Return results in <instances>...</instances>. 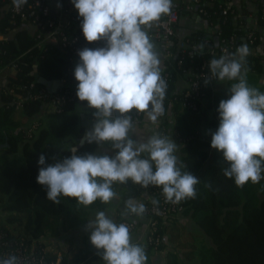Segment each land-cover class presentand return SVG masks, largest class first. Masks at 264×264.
<instances>
[{
    "label": "trees",
    "instance_id": "trees-1",
    "mask_svg": "<svg viewBox=\"0 0 264 264\" xmlns=\"http://www.w3.org/2000/svg\"><path fill=\"white\" fill-rule=\"evenodd\" d=\"M5 4L4 0H0V33H15L13 37L0 40V70L13 64L16 66L8 74L6 86L0 87V145H3L0 151L16 153L20 150V155L13 162L8 157L0 159V198L6 199L4 209L11 212L9 219L20 220L23 228L15 233L0 222V255L26 249L31 257L30 264H104L100 255L103 250H97L91 244L90 234L83 237V243L73 253L49 248L50 244L68 245L75 239L76 236H72L71 232L77 226L79 215L75 214L73 220V215L69 213L72 207L68 210L66 207L78 202L75 198L63 195L58 197L59 203L48 200L46 187L37 182L41 155L45 156L46 165H51L70 157L73 147H77L81 155L95 152L103 154L100 152L103 144L81 143L87 132L81 114L94 122V110L87 107V102H81L77 95L74 98L72 96L71 91L78 84L74 71L80 58L75 52L63 51L54 44L40 46L37 34H31L22 27L19 19L12 20L10 11L4 8ZM263 6L259 7L254 24L238 14L232 0L229 5L225 0H212L211 4L203 2L196 6L198 11L204 8V15L201 16L209 29L214 28L213 35L209 36L210 32L201 30L186 39L195 48L193 57L183 52L177 39L173 46L174 56L166 62L168 81L164 108L171 109L174 114L175 142L181 145L182 156L179 159L186 166L184 170L190 171L200 180L195 186V198L175 203L176 211H170L167 222L178 221L179 215H188L201 227L212 242V246L203 251V264H264V179L259 183L249 181L238 187L234 179L223 174V169L228 165L222 154L212 149L211 133L219 126L217 109L222 99L229 98L230 86L227 89L215 88L216 78L214 84L204 86V76L199 77L201 72H205L202 66L206 62L224 55L219 52L221 45L228 44L230 54H233L236 46L244 43L250 50L246 58L248 84L264 92V86L257 85L258 77L264 75V53L260 52V46L264 45ZM249 34L255 37L253 41ZM215 36L219 37L218 45ZM206 40L210 43L207 44ZM208 48L216 53L211 54ZM189 69L194 71V75L186 78L188 87L177 91L176 81ZM208 70L209 65L206 66ZM40 77L60 80L61 85L51 91L40 82ZM198 78L202 79V86L196 90L201 99L194 96L186 98L187 92L195 95L191 83ZM41 90L44 93L41 98H37L36 94ZM67 91L70 93L61 100L60 110L47 113L48 124L40 128L38 134L28 128L18 127L19 111L28 118L33 117L43 110L45 103L55 100L56 96H63ZM20 98L23 100L19 109L17 105ZM143 116L144 113L133 115V121ZM164 129L161 126V133ZM126 184L114 182L115 193L118 194ZM135 195L127 194L126 197L128 199ZM150 195L158 201V205L167 201L160 187L153 186ZM92 205L100 210L106 208V204L100 201ZM143 215L153 218L156 223L154 233L147 232V221L144 231L141 229L143 220L138 221V216L117 215L113 219L117 223L133 224L134 227H129L130 236L132 238L138 232V241L146 250V264H149L151 253L166 247L167 224L164 225L162 217L152 215L148 210ZM150 236L153 237L152 241L149 240ZM181 263L177 254L168 253L167 264Z\"/></svg>",
    "mask_w": 264,
    "mask_h": 264
},
{
    "label": "clouds",
    "instance_id": "clouds-1",
    "mask_svg": "<svg viewBox=\"0 0 264 264\" xmlns=\"http://www.w3.org/2000/svg\"><path fill=\"white\" fill-rule=\"evenodd\" d=\"M28 0H12L20 8ZM82 18L86 41H104L106 46L83 48L74 76L76 95L93 109L94 123L84 141L101 145L110 142L111 152L72 155L46 165L38 160L37 182L47 189V199L75 198L84 206L96 201L107 204L117 194L114 182L134 184L147 189L162 188L168 202L195 198L200 180L180 161L178 144L156 133L147 139L135 136L133 115L144 113L158 122L164 115L167 83L162 76L161 60L149 31L155 21L170 13L172 0H71ZM61 7V5H58ZM250 54L242 43L233 54L209 62L210 78L236 81L228 88L230 96L219 102V126L211 133L212 149L222 154L227 167L223 174L238 187L264 179V92L247 81L246 58ZM135 110V112H133ZM136 139H133V137ZM83 143V141H81ZM153 204L158 201L152 200ZM146 205L134 197L125 201L122 216H143ZM90 242L100 252L104 264H146L147 254L133 242L126 223H117L106 211H98L88 221ZM0 264H20L15 255L0 259Z\"/></svg>",
    "mask_w": 264,
    "mask_h": 264
},
{
    "label": "crops",
    "instance_id": "crops-1",
    "mask_svg": "<svg viewBox=\"0 0 264 264\" xmlns=\"http://www.w3.org/2000/svg\"><path fill=\"white\" fill-rule=\"evenodd\" d=\"M175 6L178 7L180 10V20L176 25V36L178 41L185 40L189 36L197 33L201 30H207L210 32L208 35H213L214 28H208L206 23L204 22V19L202 16L197 12V9L195 10H189L187 9V4L191 3L192 0H172ZM54 7L55 9L63 8V6L58 7L59 0H54ZM232 4L234 7L239 11L238 14L242 17H246L249 19L250 22H254V18L256 17L259 7L261 5H264V0H232ZM70 10L74 13L78 14V11L75 9L74 5L70 1ZM254 24V23H253ZM28 31L33 34L34 28L33 26L26 25L24 26ZM149 33H156V28L154 25L148 29ZM14 31H11L7 34L0 33V39L3 38H9L14 36ZM216 37V36H215ZM214 37V39H215ZM246 40V38H244ZM153 43L155 45V50L159 54L160 60H161V68H162V76L164 78L165 71L167 69L166 62L171 60V57L166 56V52L162 44L156 39L155 36H153ZM12 70L10 68H5L0 72V86H6L7 84V78L8 74ZM192 74V71H188L186 74L183 75V77L179 78L176 81V90L180 91L184 88L188 87V79H186L189 75ZM236 81H228L225 80L223 82L216 81L215 88L217 89H227L228 86H231L232 83ZM258 86H264V75H260L257 80ZM230 88V87H229ZM230 96V95H229ZM52 110L44 109L41 110L37 115L28 118V124L30 125L32 122L37 123V129L40 128L43 122V118L47 116L48 112H51ZM48 117V116H47ZM89 122H92V120H89L86 118ZM166 122V125H163V123ZM136 124V130H135V136L138 138L147 139L153 134L160 133L162 135H166L169 138H172L175 140L174 136V114L171 111V109H165L164 115L160 116L158 119V122L152 123L149 120H147L146 115L140 119L134 121ZM48 124V122H47ZM32 125V124H31ZM30 125V126H31ZM161 126H164V132L161 133ZM88 131V128H87ZM133 137V139H136V137ZM181 145L178 144V152L176 153L178 157L180 158L182 156V153L180 152ZM109 152V155H112L114 153L111 152L110 142L103 143L102 148L100 149V152ZM136 195L134 198H136L139 202L145 203L146 198L148 197L147 193L144 192V190H141L140 185L134 184L131 180L128 181V183L122 187L118 194L117 198H114L112 201L106 204V206H110L111 210L106 211L107 208H105L103 211H106L112 218H114L117 215H122V212L125 207V201L127 200V194H133ZM100 211L97 210L95 213H93V218L90 220H93L96 216V213ZM138 221L143 220L142 230L145 229V222H148L147 216H139L137 217ZM89 220V221H90ZM170 230H173L174 232H169ZM179 230L181 232V236L179 237L176 235V231ZM75 230H73L71 233L73 234ZM144 231V230H143ZM142 232V231H141ZM169 232V233H168ZM71 234V235H72ZM90 234V233H89ZM141 234V233H140ZM175 234V235H174ZM138 232L135 233L132 236L133 242H139L138 241ZM70 236V233H69ZM74 240V239H73ZM165 242L166 247L161 250H155L151 253V261L149 264H167V255L169 252L175 253L178 255L179 260L184 264H203L202 263V257H203V251L204 249L212 246L211 240L207 237V235L204 233V231L201 229L199 225H197L194 220L188 216V215H179L178 221H168L167 222V228L165 231ZM83 243V238L80 240V242L77 243V245ZM140 243V242H139ZM78 245V246H79ZM56 246V245H55ZM77 246V247H78ZM69 252H72L69 250Z\"/></svg>",
    "mask_w": 264,
    "mask_h": 264
},
{
    "label": "built area",
    "instance_id": "built-area-1",
    "mask_svg": "<svg viewBox=\"0 0 264 264\" xmlns=\"http://www.w3.org/2000/svg\"><path fill=\"white\" fill-rule=\"evenodd\" d=\"M6 2L4 8L8 11H10L12 20L19 19L21 21V26L24 27L26 25L33 26L34 32L33 34H37V37L40 39L39 45H46V44H54L58 46L63 51H73L76 54H78L79 50H82L83 48H96V47H104L106 46L104 41H98L94 43H89L86 41V38L83 35L82 29H81V22L82 20H79V15L74 13L70 10V1L71 0H59V5L63 6V8L55 9L54 7V0H28L27 4L23 5L20 8L14 7L12 0H4ZM203 2H206V4H211L212 0H192L191 3L187 4V9L189 10H195L197 9V12L200 15H204V8H200L198 11V5L202 4ZM225 2L229 5L230 0H225ZM173 3V1H172ZM54 10V12H53ZM262 12L264 13V6L262 8ZM180 20V10L177 6L173 3V7L170 11V13L163 15L160 20L155 21L153 23L154 27L156 28V33L151 34L149 33V36L153 42V36L156 37V39L162 44V46L165 49L166 56L167 57H173L174 51L173 46L177 42V36H176V25ZM149 31V30H148ZM11 32V31H10ZM250 39L253 41L254 36L253 34H249ZM4 39V38H3ZM1 40V39H0ZM206 43L209 44V40H206ZM179 47L183 49V52L186 53L188 56L193 57L195 48L191 47V43L188 40H180L178 42ZM240 45H237L235 49H237ZM184 49H188L185 51ZM211 54H215V50L208 48L207 49ZM219 52H221L224 55L230 54L229 51V45H221ZM260 52L264 53V45L260 46ZM180 63H182V60H180ZM209 65V61L206 62L202 69L205 70V72H201L199 74V77L204 76L205 84L204 86H207L208 84L215 81V78H213L209 83L206 84V79L210 78V70L206 71V66ZM16 64H13L12 66H6L5 68H10L11 70L15 68ZM4 68V69H5ZM3 70V69H2ZM0 70V72L2 71ZM192 71L191 75H194V71L192 69H189L186 71ZM185 73V74H186ZM164 79L167 83L168 81V73L165 72ZM202 79L198 78V80H194L191 83L192 89L195 91V95L191 92H187L185 94L186 98L194 96L199 99H201V96L198 94L196 90H198L201 86ZM216 82V81H215ZM61 85V81L59 83ZM1 87V86H0ZM52 91V90H51ZM76 89H73L72 96L73 98L76 96ZM44 93V90L39 91L38 94H36L37 98H41ZM70 91H67L66 94L63 96H56L55 100H52L50 102H47L44 104V109L47 110H60L59 104L61 103V100H64L67 94H69ZM23 99L20 98L18 101L17 108H21V101ZM183 105H186V102H183ZM194 105V109H195ZM38 124L34 123L31 125V128L29 131H34L37 128ZM142 187V186H141ZM153 186H149L147 189L142 187V190L147 193L148 197L146 198L145 203L147 210L152 215H158L162 217L165 222L164 225L167 224V218L169 217V213L171 210L176 211L175 203L163 201L160 202V204H153L151 201L153 200V196L150 195V189ZM155 187V186H154ZM144 203V204H145ZM181 208H179L180 211ZM177 211L176 213H178ZM148 219V230L149 233H154L156 231V223L153 221L152 217L147 216ZM130 228L134 227L132 223H126ZM149 240H153V237L150 236ZM163 240V238H161ZM157 242L160 241L159 238L156 239ZM15 255L19 258L20 264H30L31 263V257L27 253V250H20L18 249V253H15L14 251L10 252H4L2 255H0V259L6 258L8 256Z\"/></svg>",
    "mask_w": 264,
    "mask_h": 264
},
{
    "label": "rangeland",
    "instance_id": "rangeland-1",
    "mask_svg": "<svg viewBox=\"0 0 264 264\" xmlns=\"http://www.w3.org/2000/svg\"><path fill=\"white\" fill-rule=\"evenodd\" d=\"M28 117L24 116L22 112H18V115H17V123L19 124V128H24V129H27V128H31L29 127L31 124H34V122H32L30 125L28 124ZM47 122H48V117L45 116L43 118V122H42V125L40 126V128L42 127H46L47 126ZM18 128V129H19ZM39 129H35L34 131H32L33 133L35 134H38V131L40 130ZM3 149V147L1 148ZM6 149V148H5ZM20 155V150L19 152H9V151H0V159L2 157H8V159H10L12 162L14 160L17 159V157ZM207 163L209 162V159L206 161ZM264 175V174H262ZM118 197V196H117ZM6 204V199H1L0 198V222L1 223H4L6 224L7 226H9L11 228L12 231H14L15 233H18L20 230H22L23 226H21L19 223L20 220H15V221H12L9 219V215H10V211H7L4 209V206ZM72 207V210L71 213L73 215V220H74V217H75V214L79 215V218H78V222L76 223L77 226L76 228L74 229L75 231L73 232L72 236H76L75 239L72 241V242H69L68 245L66 244H61L59 246H55L50 244L49 245V248H51L52 250H60L61 252H64V251H72L75 252L77 250V243L80 242V240H82V238L86 235H88L90 233V230H88L87 228V224H88V221L93 218V213H95L97 210H100L98 208H96V206L94 205H89V206H84V205H81L79 203H73V204H69V206L66 207V210H68V208ZM107 208L106 211H110L111 210V207L110 206H105ZM100 211H103L102 209ZM67 214V212H66ZM64 217V216H63ZM61 217V218H63ZM71 217V215H70ZM71 220V219H70ZM174 232L173 230H170L169 232ZM64 231H62V234H63ZM168 232V233H169ZM176 237L177 235L180 237L181 236V232H179V230H177L176 232ZM61 234V235H62ZM180 257V256H179ZM181 262H182V257H181ZM181 264H184L183 262Z\"/></svg>",
    "mask_w": 264,
    "mask_h": 264
},
{
    "label": "water",
    "instance_id": "water-1",
    "mask_svg": "<svg viewBox=\"0 0 264 264\" xmlns=\"http://www.w3.org/2000/svg\"><path fill=\"white\" fill-rule=\"evenodd\" d=\"M215 43H216V45L219 44V37L218 36L215 37ZM39 80H40V82L45 84L48 89H51V90H56L57 87L59 86V83H60V80L52 81V80H47L43 77H40ZM81 119H82V124L88 128V131L91 130L94 122H89L88 120H86L85 114H81ZM82 141L84 143V137H83ZM2 146L3 145H0V147H2Z\"/></svg>",
    "mask_w": 264,
    "mask_h": 264
}]
</instances>
